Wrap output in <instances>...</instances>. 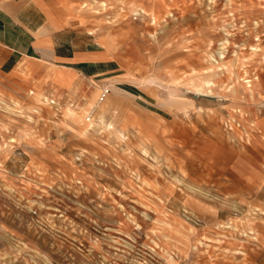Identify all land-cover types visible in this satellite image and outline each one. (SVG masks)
Masks as SVG:
<instances>
[{
  "label": "rangeland",
  "instance_id": "1",
  "mask_svg": "<svg viewBox=\"0 0 264 264\" xmlns=\"http://www.w3.org/2000/svg\"><path fill=\"white\" fill-rule=\"evenodd\" d=\"M21 1L0 264H264V0Z\"/></svg>",
  "mask_w": 264,
  "mask_h": 264
},
{
  "label": "crops",
  "instance_id": "2",
  "mask_svg": "<svg viewBox=\"0 0 264 264\" xmlns=\"http://www.w3.org/2000/svg\"><path fill=\"white\" fill-rule=\"evenodd\" d=\"M30 1L31 2H26V6H27L26 10L28 14L31 13V15L33 14L36 15L37 17H39V14H41L43 19L49 23L46 10L42 6V4H40V1L39 0H30ZM23 5H25V3L21 0H13L11 3L5 6H2L0 4V40L22 38L23 37L22 33L23 31H25L29 33L28 35H30L29 37L32 39V41L35 40V42L37 43V46L33 47L35 51H40V50L47 51L45 50L46 48L39 47L38 45V40L41 38V35L35 34L37 33V27L35 28L36 31L35 32L34 30H30L28 26L27 27L24 26L25 20H21L23 16L22 11L24 10ZM4 8H6L7 10H4ZM56 31H58V29L53 28L48 33L53 34ZM48 58H51V60L53 61L55 58H59L60 60L63 59L61 56H58L55 49H52V54Z\"/></svg>",
  "mask_w": 264,
  "mask_h": 264
},
{
  "label": "bare ground",
  "instance_id": "3",
  "mask_svg": "<svg viewBox=\"0 0 264 264\" xmlns=\"http://www.w3.org/2000/svg\"><path fill=\"white\" fill-rule=\"evenodd\" d=\"M249 82V81H248Z\"/></svg>",
  "mask_w": 264,
  "mask_h": 264
},
{
  "label": "built area",
  "instance_id": "4",
  "mask_svg": "<svg viewBox=\"0 0 264 264\" xmlns=\"http://www.w3.org/2000/svg\"><path fill=\"white\" fill-rule=\"evenodd\" d=\"M230 126V125H229Z\"/></svg>",
  "mask_w": 264,
  "mask_h": 264
}]
</instances>
